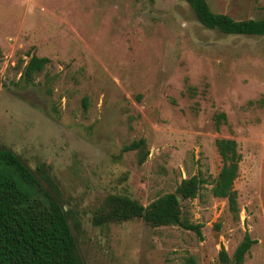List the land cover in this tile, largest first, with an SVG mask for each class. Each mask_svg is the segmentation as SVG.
Wrapping results in <instances>:
<instances>
[{
    "label": "rangeland",
    "instance_id": "rangeland-1",
    "mask_svg": "<svg viewBox=\"0 0 264 264\" xmlns=\"http://www.w3.org/2000/svg\"><path fill=\"white\" fill-rule=\"evenodd\" d=\"M206 1L264 19V0ZM0 51V148L57 196L83 264H221L245 232L256 243L243 264H264V36L206 29L185 0H0ZM32 56L49 63L26 84ZM218 138L241 155L236 217L210 192ZM140 139L142 163L123 151ZM193 176L205 184L179 204L201 239L141 219L93 224L110 195L146 207Z\"/></svg>",
    "mask_w": 264,
    "mask_h": 264
},
{
    "label": "trees",
    "instance_id": "trees-1",
    "mask_svg": "<svg viewBox=\"0 0 264 264\" xmlns=\"http://www.w3.org/2000/svg\"><path fill=\"white\" fill-rule=\"evenodd\" d=\"M197 21L206 29L225 35L264 36V19L235 21L227 15L213 13L206 0H185ZM1 55V51H0ZM49 63L45 57L32 56L23 68L21 80L32 83L34 77ZM226 121V115L214 117L216 130ZM222 167L210 190L213 198L227 202L228 211L239 213L234 181L238 176L241 155L233 139L215 140ZM140 139L123 148V151L142 152L140 163L148 153ZM144 151V152H143ZM37 171H40L39 168ZM205 181L193 176L181 181L174 193L165 194L144 207L126 196L110 195L104 201L93 224L127 222L141 219L152 227L180 226L193 231L201 239L200 225L183 219L177 201L196 198ZM256 242L245 232L230 258L221 247L218 258L221 264H243L245 255ZM0 264H83L76 240L71 232L67 212L57 196L49 193L39 178L18 156L0 148ZM182 264H197L193 256Z\"/></svg>",
    "mask_w": 264,
    "mask_h": 264
},
{
    "label": "water",
    "instance_id": "water-1",
    "mask_svg": "<svg viewBox=\"0 0 264 264\" xmlns=\"http://www.w3.org/2000/svg\"><path fill=\"white\" fill-rule=\"evenodd\" d=\"M177 201H178V203H179V201H180V198H179V197H177Z\"/></svg>",
    "mask_w": 264,
    "mask_h": 264
}]
</instances>
